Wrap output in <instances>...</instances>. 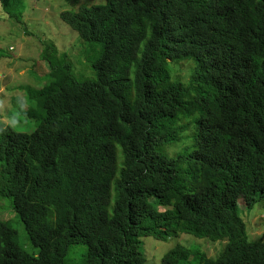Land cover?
Instances as JSON below:
<instances>
[{"label": "trees", "instance_id": "1", "mask_svg": "<svg viewBox=\"0 0 264 264\" xmlns=\"http://www.w3.org/2000/svg\"><path fill=\"white\" fill-rule=\"evenodd\" d=\"M22 2L0 0L3 18L20 23ZM71 7L59 18L100 47L96 78L43 44L49 82L23 112L35 128L0 126V197L38 248L0 220V264H145L143 238L180 234L226 243L216 258L176 244L160 264H264L238 207L264 199V0Z\"/></svg>", "mask_w": 264, "mask_h": 264}, {"label": "rangeland", "instance_id": "2", "mask_svg": "<svg viewBox=\"0 0 264 264\" xmlns=\"http://www.w3.org/2000/svg\"><path fill=\"white\" fill-rule=\"evenodd\" d=\"M104 0H78V5L102 4ZM73 3H76L74 1ZM20 23H15L0 9V126L15 132L30 133L35 122L23 115L30 105L28 93L49 82L48 63L39 60L43 44L54 45L58 52L59 64L66 65L79 82L92 81L96 74L91 61L98 56L100 47L82 40L75 31L61 21V12L72 9V0H23ZM57 64L58 60L51 59ZM177 77L187 76V66L180 65L174 73ZM36 107V104H33ZM240 218L247 234L252 239L264 238V199L248 209L238 204ZM162 210L161 207H158ZM0 220L5 221L16 233L17 244L28 254L37 256L38 248L27 237L24 227L13 209L11 198L0 197ZM145 264H160L162 255L176 244L191 252L199 250L207 257L216 258L225 239L210 242L205 238L180 234L164 241L153 238L142 239ZM82 245L71 247L69 261L78 263ZM186 264H197L190 257Z\"/></svg>", "mask_w": 264, "mask_h": 264}]
</instances>
